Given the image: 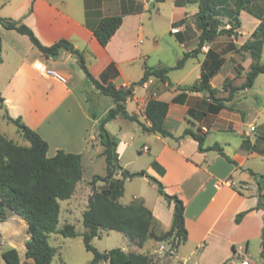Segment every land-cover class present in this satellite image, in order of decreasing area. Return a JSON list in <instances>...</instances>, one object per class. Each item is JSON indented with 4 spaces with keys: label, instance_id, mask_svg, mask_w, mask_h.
I'll list each match as a JSON object with an SVG mask.
<instances>
[{
    "label": "crops",
    "instance_id": "crops-1",
    "mask_svg": "<svg viewBox=\"0 0 264 264\" xmlns=\"http://www.w3.org/2000/svg\"><path fill=\"white\" fill-rule=\"evenodd\" d=\"M166 1H172L174 10L163 33L169 32L175 38L183 51L178 56L181 59L199 43V5L189 0H0V17L24 22L44 45L67 39L82 51L88 70L105 85L130 87L140 80L147 66L169 68V80L151 75L145 83L134 86L126 108L138 120L118 115L106 124L110 131L111 122H118L117 132H110L120 139L117 148L120 164L128 169L130 162H124L123 158L131 148L148 152L152 160L144 170L162 181L166 192L177 194L184 201L188 238L177 247L174 262L242 264L248 261L253 264L250 260L253 243L258 246L262 259L264 206H257L260 199L264 205V137L256 134L252 138L257 127L254 122H247L250 109L238 107L235 101L256 85L259 75L253 87L236 92L218 112L210 109L213 99L207 92L179 87L200 81L206 72L212 74L209 81L219 90L217 96L224 93L227 78L243 82L252 58L249 52L242 54L236 49L251 37L264 14L242 10L241 21L243 11L252 15V27L246 37L241 33L242 21L237 35L224 39L221 37L227 34L218 36L189 56L183 66L174 68L180 59L176 65L169 64L166 48L161 44L162 36L151 29L161 12V4ZM259 3L264 6L261 1ZM116 15L122 16V24L108 44L103 45L94 30L102 18ZM0 37L3 114L20 117L36 130L49 144L48 156H54L58 150L82 154L84 168L86 164L105 160L101 155L104 146L98 136L99 123L115 103L100 96L99 89L82 69L78 56L62 49L58 57H48L28 35L7 29L2 23ZM37 63L59 72L67 81L43 74L36 67ZM236 67L242 72L239 77H236ZM174 69L181 70L175 78L172 77ZM191 77H194L193 82H189ZM89 93L100 102L96 119L90 116ZM263 95V92L256 95L258 117L264 112ZM150 99L169 103L165 127L174 137L144 130L143 124H151L145 115ZM187 128L205 134L204 146L219 143L237 164L217 150L200 151L198 141L190 135L178 139ZM115 177L122 178L121 172ZM140 197L158 220V229L168 230L173 222L174 203L160 194L152 204L146 196ZM245 210H249L248 213L237 223V214ZM129 240L122 248L126 252L131 244L139 247ZM150 240L151 245L165 242L149 239L143 247ZM21 264H24L22 259Z\"/></svg>",
    "mask_w": 264,
    "mask_h": 264
},
{
    "label": "trees",
    "instance_id": "trees-1",
    "mask_svg": "<svg viewBox=\"0 0 264 264\" xmlns=\"http://www.w3.org/2000/svg\"><path fill=\"white\" fill-rule=\"evenodd\" d=\"M189 1L199 5L197 12V23L200 29L199 43L197 48L185 53L174 68L183 66L189 56L198 53L204 44L214 41L218 36L237 35V29L242 25L241 11L249 10L248 4L253 0H234L233 8H229V0ZM225 17H228L230 27L224 24L223 18ZM260 20L251 37L236 49L242 54L249 52L252 61L244 81L240 85H233V79L225 80L223 87L228 91V96H217L219 90L212 87L209 81L212 74L207 72L204 73L200 81L191 85H182L179 88L207 92L208 96L213 99L210 109L218 112L226 107L225 101L231 100L236 92L253 87L258 75L264 73V16H261ZM0 23L7 29L28 35L34 45L48 57H58L62 49L77 55L82 69L99 89L100 96L109 97L115 103L100 121L98 129L100 143L104 146L101 155L105 157L106 174H95L91 180L93 185L98 181L105 182V185L99 190H94L89 197L88 207L83 212L85 230L81 235L86 249L93 253V259L87 264H155L148 254L142 252H126L120 247L104 252L98 250L92 244V240L100 236V229L120 231L135 241L139 247H143L149 239L159 242L170 240L175 247L185 242L188 238V231L185 226L184 201L177 194L166 192L163 182L150 175L146 170L131 172L123 168L117 151L120 139L106 128V124L118 115L126 119L138 120L126 108L127 99L133 96L134 86L145 83L151 75H156L162 80H169L167 75L169 68L147 66L140 80L128 88L116 87L113 84L105 85L88 70L82 51L75 48L67 39H61L52 45H44L24 22L0 17ZM121 24V15L102 18L94 30L100 43L108 44ZM1 51L0 37V62L2 61ZM241 74L242 72L237 68L236 77ZM87 99L90 102V116L96 119L100 102L96 101L90 93L87 95ZM3 101L4 99L0 96V104ZM168 111L169 103L167 101L150 99L145 108V115L151 124L149 126L143 124L144 130L174 137L173 133L165 127ZM5 117L8 122L18 127L22 137L29 142V145L16 144L0 132V189L5 191L0 197V215L6 209H10L27 222L29 239L26 244V256L32 261H25L24 264H51L57 252L56 247L49 241L51 234L59 233L66 237H74L79 234L73 224L67 223L60 228L59 223L60 201L71 198L76 191L77 184L83 179L82 154L58 150L54 156H48L49 144L36 130L27 125L20 117L13 118L7 113H5ZM186 135H190L198 141L200 151L217 150L228 161L237 164L225 153L219 143L204 146L205 134L187 128L178 139ZM119 172H121L122 178L115 177ZM135 176L148 178L150 182L156 184L160 195L168 202L174 203L173 222L168 230L161 232L158 230V220L152 210L145 205L143 198L136 197L129 204L119 201L125 192V179ZM263 206L260 199L257 207ZM248 211L238 213L236 222L239 223ZM2 256L7 264H21L19 251L15 247L3 251ZM261 257L264 264V226Z\"/></svg>",
    "mask_w": 264,
    "mask_h": 264
},
{
    "label": "rangeland",
    "instance_id": "rangeland-1",
    "mask_svg": "<svg viewBox=\"0 0 264 264\" xmlns=\"http://www.w3.org/2000/svg\"><path fill=\"white\" fill-rule=\"evenodd\" d=\"M259 1L264 5V0H253L248 4V9L252 12L261 11L264 14V6L262 7ZM161 12L155 17L154 25L152 30L159 36H162L161 44L166 48V56L169 64L176 65L178 60L182 55V49L177 44L175 38L171 37L170 33H163L166 27V22H168L171 14L174 10L172 1H166L161 4ZM229 8L235 6L234 0H229ZM197 7V5H196ZM252 16L248 11H243L242 21L243 26L241 33L243 37L247 36L248 31L252 27V21L250 19ZM263 16V15H261ZM224 24L230 27L228 23V17L223 18ZM163 33V34H162ZM162 34V35H161ZM228 38V35H224L221 39ZM221 44V43H220ZM263 60H264V48H263ZM181 73V70L174 69L172 72V77L175 78L176 75ZM241 76V75H240ZM239 77V76H238ZM194 77L189 79V82H193ZM241 81L233 82V85H240ZM221 96L228 95V91L224 90ZM258 92H263L264 94V73L259 75L256 85L240 95L236 104L238 107H244L250 109V115L247 118V122H254L256 124V131L253 132L252 138L256 137V134L262 135L264 137V112L259 117L257 116L256 108L258 104L256 103V95ZM264 96V95H263ZM106 99L112 100L109 97ZM234 108V106H233ZM118 122L114 121L110 124V131L116 133L118 130ZM0 132L4 134L8 139L13 140L19 145H29L21 135L18 127L7 121L5 114H3V108L0 106ZM151 156L148 152L138 151L136 148H131L124 155L123 161L130 162L128 165L129 170H141L146 169L150 164ZM95 174L105 175L106 174V161H96L93 164H86L84 168L83 179L81 180L78 188L76 189L75 197L71 200H61L62 211L60 215L59 226L63 227L65 224L70 223L76 227L79 233L74 237H66L62 234L53 233L51 234L49 241L56 247V254L53 258L51 264H87L93 259V253L86 249L82 232L85 230L83 224V212L88 207L89 197L93 194V191L101 188V185L105 182L98 181L96 184H92L91 180ZM2 193H5L3 189H0V197ZM159 195L157 191V186L150 182L144 176H135L132 179H127L125 182V193L120 201L124 204H129L134 197L146 196L148 201L152 204L153 201L157 200ZM163 199V198H161ZM71 203V204H69ZM70 211V212H69ZM0 264H7L2 256V252L11 247H15L19 251V255L23 262L32 261L27 258V240L29 239V234L27 231V222L14 211L6 209L3 214L0 215ZM161 232V229H158ZM129 238L122 232L117 230H105L102 229L100 236L95 237L92 240V244L100 251H108L116 247H126L129 242ZM170 240L165 241L161 245L153 244L151 245V240L147 243L145 247H135L132 244L129 245V251H140L148 254L155 264H180L174 262L175 254H172L171 249L173 248ZM133 242V241H131ZM169 242V244H167ZM154 243V242H153ZM251 261L253 264H263L262 259L258 253V246L253 243L250 249Z\"/></svg>",
    "mask_w": 264,
    "mask_h": 264
},
{
    "label": "built area",
    "instance_id": "built-area-1",
    "mask_svg": "<svg viewBox=\"0 0 264 264\" xmlns=\"http://www.w3.org/2000/svg\"><path fill=\"white\" fill-rule=\"evenodd\" d=\"M36 67L45 75H52V76H55L56 78H58L59 80L63 81V82H66L67 79L65 76H63L62 74H60L59 72L55 71V70H52V69H47L44 65L40 64V63H37L36 64ZM123 88H128L127 86L126 87H123ZM145 150L148 149L147 146L144 147ZM173 248L171 249V252L172 254H177V247H175L174 245H171ZM242 264H249L248 261H244Z\"/></svg>",
    "mask_w": 264,
    "mask_h": 264
}]
</instances>
